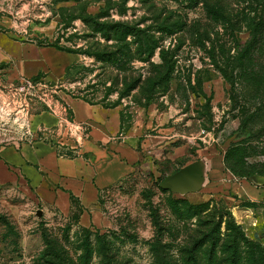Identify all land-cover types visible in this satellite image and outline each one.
I'll return each instance as SVG.
<instances>
[{"label":"rangeland","instance_id":"374dc122","mask_svg":"<svg viewBox=\"0 0 264 264\" xmlns=\"http://www.w3.org/2000/svg\"><path fill=\"white\" fill-rule=\"evenodd\" d=\"M263 2L0 0L1 28L86 51L68 78L66 57L48 56L49 77L12 79L0 61V145L54 141L42 132L64 126L65 94L83 95L119 106L135 158L85 223L75 201L62 210L23 180L0 183V264H264V44L250 58L242 48ZM115 21L139 34L93 30ZM41 28L48 34H32ZM165 63L172 71L155 83ZM44 110L58 122L39 123ZM191 162L202 172L197 190L160 186Z\"/></svg>","mask_w":264,"mask_h":264},{"label":"crops","instance_id":"0c3cea01","mask_svg":"<svg viewBox=\"0 0 264 264\" xmlns=\"http://www.w3.org/2000/svg\"><path fill=\"white\" fill-rule=\"evenodd\" d=\"M2 21L0 19V23ZM32 34L41 37L48 32L41 28ZM50 55L67 58L61 62V74L71 62L82 61L85 57L79 52L40 43L35 38L24 40L12 30L0 27V61L8 69L7 77H49ZM64 99L69 105L70 116L84 125L77 140L69 135H62L50 143L21 140L14 144L15 151L0 145V183L23 180L35 194L62 210H70L75 201L81 208L79 221L85 223L86 215L96 211L98 192L125 180L135 169L134 134L123 128L119 106L68 94ZM35 117L45 126L59 120L57 112L46 110ZM262 196L264 198L263 192Z\"/></svg>","mask_w":264,"mask_h":264},{"label":"trees","instance_id":"16d2710c","mask_svg":"<svg viewBox=\"0 0 264 264\" xmlns=\"http://www.w3.org/2000/svg\"><path fill=\"white\" fill-rule=\"evenodd\" d=\"M263 4H264V2H263ZM210 11L214 12V13L220 12L219 9L214 8V6L210 7ZM94 25L95 26L93 27V30L94 31H102V30L106 31L107 32L106 37L111 36V33L109 31H111L112 29L119 30L124 35H127V34H132V35L137 34L138 35L139 34V29L135 28L134 26H131L128 22H125V21H115V22H112L110 24H105V23L100 24L99 22H95ZM249 29H250L249 38L247 39V41L245 42V44L242 47L243 48V55L247 56V58H250V55L252 52L261 50L262 49L261 46L264 44V12H261L257 19L252 18ZM143 40L145 42L148 41L147 38H145ZM149 42L146 44L147 54L151 53V50L153 49V47L149 44ZM51 44L54 45L56 48H59V49L79 52V53H83L84 55L86 53V51H83L81 49L63 47L57 43H51ZM119 51L120 50L116 49L114 52L118 53ZM91 55H93L96 60H103L105 55H107V52L94 51V52H91ZM107 56H110V54H108ZM161 56L164 59V54H162ZM164 67H165L164 68L165 71L159 72V77L157 78V80L154 81L155 83H161V79L164 76H168V74L171 73V71H172L171 66H169L168 64L165 63ZM84 68H85V66H84L83 62H81V61L74 62L65 68L64 76L66 78H68L70 76V74L73 73L76 69H84ZM131 85H134V84H131ZM74 96H79V95H74ZM79 97H82V98H84L88 101H91V102H99V101L93 100L92 98H88V97L83 96V95H81ZM230 228H232V227H230ZM246 243H248L247 245L250 247L249 242L247 241ZM60 261H61V259H60ZM110 262H111L110 260H105V261H102L101 264H109ZM60 264H61V262H60Z\"/></svg>","mask_w":264,"mask_h":264},{"label":"water","instance_id":"95a60500","mask_svg":"<svg viewBox=\"0 0 264 264\" xmlns=\"http://www.w3.org/2000/svg\"><path fill=\"white\" fill-rule=\"evenodd\" d=\"M201 174L200 165L197 162H191L166 174L160 182V186L173 192L195 191L200 185Z\"/></svg>","mask_w":264,"mask_h":264},{"label":"built area","instance_id":"2783aa9c","mask_svg":"<svg viewBox=\"0 0 264 264\" xmlns=\"http://www.w3.org/2000/svg\"><path fill=\"white\" fill-rule=\"evenodd\" d=\"M68 108L69 105L68 103L63 104L62 106V122H64V126L58 128L57 129H48V130H43L42 134L45 136H50L55 142L57 141V139L59 137H61L62 135H69L71 137H74L76 140V136H79L83 129H84V125L80 122L75 121L69 114L68 112ZM61 114V113H60ZM40 131H42V129H40ZM60 132H61V136H60ZM60 139V138H59ZM53 141V142H54Z\"/></svg>","mask_w":264,"mask_h":264}]
</instances>
